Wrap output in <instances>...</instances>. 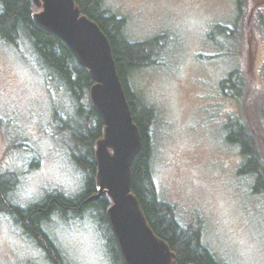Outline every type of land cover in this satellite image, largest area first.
<instances>
[{
    "label": "rangeland",
    "instance_id": "1",
    "mask_svg": "<svg viewBox=\"0 0 264 264\" xmlns=\"http://www.w3.org/2000/svg\"><path fill=\"white\" fill-rule=\"evenodd\" d=\"M104 3L125 19L131 42L162 36L152 52L155 64L130 77L134 92L156 111L150 140L158 198L175 208L182 225L200 230L203 244L222 263L264 264V194H253L252 180L238 176L243 158L225 141V124L245 118L244 104L219 88L239 70L248 78V98L264 99V0ZM214 27L232 36L217 31L209 38ZM31 51L26 41L15 48L0 41V174L17 175L10 196L23 208L52 193L76 197L85 182L70 158L77 150L72 135L83 126L73 120L69 95L56 88L60 81L55 77L50 86L32 68L37 59ZM44 229L67 264H112L100 209L80 218L51 215ZM0 264L51 263L0 214Z\"/></svg>",
    "mask_w": 264,
    "mask_h": 264
},
{
    "label": "trees",
    "instance_id": "2",
    "mask_svg": "<svg viewBox=\"0 0 264 264\" xmlns=\"http://www.w3.org/2000/svg\"><path fill=\"white\" fill-rule=\"evenodd\" d=\"M73 1L80 14L94 22L108 39L132 121L140 133L142 148L131 164L130 192L138 201L148 226L156 237L168 245L175 255V264H224L203 244L198 228L186 227L178 221L175 208L158 198L155 187L150 133L156 111L134 92L130 77L135 71L155 64L151 61V56L162 36L143 42H131L125 35V19L105 9V0ZM0 7V41L14 48L21 41H26L37 59V66L32 68L43 74L50 86L56 77L60 81L56 88H62L71 98L75 113L73 120L81 122L83 132L72 135L77 150L71 149L70 158L85 178L83 192L76 197L52 193L39 203L23 208L16 205L10 196L17 187V175L12 172L1 173L0 214L11 219L22 235L42 250L48 262L67 264L46 233L44 224L51 215L62 219L80 218L100 209L108 233L104 238L106 254L112 264H124L106 217V211L112 205L111 199L105 194L97 200L89 201V198L98 193L94 154L96 142L102 138L104 130L103 122L90 102L89 93L94 82L60 39L35 25L33 14L38 9L32 1L0 0ZM260 27L264 29V15H261ZM217 31L232 36L231 31L214 27L208 37L211 38ZM260 34L264 39V31ZM219 88L224 96L244 104L245 108V118L231 119L225 124V141L229 146L237 147L243 158L237 174L252 180L253 194H264V99L255 100V96L248 98V93L251 94L248 78L239 70L230 72L221 80ZM54 114L56 118L57 111ZM257 116L262 119V130L257 128Z\"/></svg>",
    "mask_w": 264,
    "mask_h": 264
},
{
    "label": "water",
    "instance_id": "3",
    "mask_svg": "<svg viewBox=\"0 0 264 264\" xmlns=\"http://www.w3.org/2000/svg\"><path fill=\"white\" fill-rule=\"evenodd\" d=\"M38 12L37 27L60 39L88 71L94 85L89 97L104 130L95 148L98 193L112 205L107 221L124 264H175L168 245L148 226L138 201L130 192L131 164L142 148L137 126L119 78L108 39L99 27L80 14L73 0H30Z\"/></svg>",
    "mask_w": 264,
    "mask_h": 264
},
{
    "label": "flooded vegetation",
    "instance_id": "4",
    "mask_svg": "<svg viewBox=\"0 0 264 264\" xmlns=\"http://www.w3.org/2000/svg\"><path fill=\"white\" fill-rule=\"evenodd\" d=\"M103 6H104V8H106V7H105V3H104V2H103ZM106 9H107V8H106ZM0 10H1V9H0ZM0 12H1V11H0ZM34 14H35V13H34Z\"/></svg>",
    "mask_w": 264,
    "mask_h": 264
}]
</instances>
